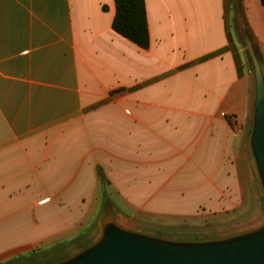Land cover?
Wrapping results in <instances>:
<instances>
[{"label": "crops", "instance_id": "1", "mask_svg": "<svg viewBox=\"0 0 264 264\" xmlns=\"http://www.w3.org/2000/svg\"><path fill=\"white\" fill-rule=\"evenodd\" d=\"M145 6L148 48L115 0H0V264L96 245L107 211L149 238L245 211L256 91L234 22L264 62V0Z\"/></svg>", "mask_w": 264, "mask_h": 264}, {"label": "water", "instance_id": "2", "mask_svg": "<svg viewBox=\"0 0 264 264\" xmlns=\"http://www.w3.org/2000/svg\"><path fill=\"white\" fill-rule=\"evenodd\" d=\"M237 11L242 17L240 5ZM239 23H242L243 33L250 37L246 43L254 64L256 91L252 149L258 185L264 187V74L246 22ZM104 218V235L96 245L83 249L74 257L70 254L56 260L54 264H264V230L253 235H229L199 243H175L122 231L114 224L110 211Z\"/></svg>", "mask_w": 264, "mask_h": 264}, {"label": "rangeland", "instance_id": "3", "mask_svg": "<svg viewBox=\"0 0 264 264\" xmlns=\"http://www.w3.org/2000/svg\"><path fill=\"white\" fill-rule=\"evenodd\" d=\"M237 13L239 14L241 12L237 11ZM244 33L242 23L234 22V36L254 76V64L246 43L250 40V37ZM253 50L256 53V48H253ZM256 55L258 56L257 53ZM261 63L264 64V62ZM243 210L245 211H238L233 215L202 214L192 221L170 220L165 222L166 226L161 224H157L156 227L153 226V230L151 231L152 236L175 243H199L212 239H221L225 236L229 237V235L238 237L240 235L245 236L260 233L264 230L263 184L258 185V181L251 182L250 180L246 206L243 207ZM85 248L80 245V241L78 240L71 247L63 245L42 249L34 254L21 255L20 257L13 258L4 264H54L56 260L60 261L66 256H70V254L72 257L76 256Z\"/></svg>", "mask_w": 264, "mask_h": 264}, {"label": "trees", "instance_id": "4", "mask_svg": "<svg viewBox=\"0 0 264 264\" xmlns=\"http://www.w3.org/2000/svg\"><path fill=\"white\" fill-rule=\"evenodd\" d=\"M116 16L114 29L142 48L150 45L145 0H115ZM105 209L110 203H104Z\"/></svg>", "mask_w": 264, "mask_h": 264}]
</instances>
